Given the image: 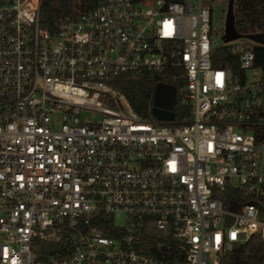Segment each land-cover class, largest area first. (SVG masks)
<instances>
[{
    "label": "built area",
    "instance_id": "built-area-1",
    "mask_svg": "<svg viewBox=\"0 0 264 264\" xmlns=\"http://www.w3.org/2000/svg\"><path fill=\"white\" fill-rule=\"evenodd\" d=\"M213 2L73 0L50 32L42 0H0V264H220L264 242V41L216 46ZM223 46L236 72L213 67ZM121 76L177 84L189 115L138 116Z\"/></svg>",
    "mask_w": 264,
    "mask_h": 264
},
{
    "label": "trees",
    "instance_id": "trees-1",
    "mask_svg": "<svg viewBox=\"0 0 264 264\" xmlns=\"http://www.w3.org/2000/svg\"><path fill=\"white\" fill-rule=\"evenodd\" d=\"M100 1L78 0L77 6L83 5L86 9H92ZM228 7L232 10L234 27L239 34L259 35L264 41V0H228ZM72 8L73 0H42L39 11L40 25L50 32H54L57 23L68 17ZM255 55L257 64L263 63L264 47L256 48ZM211 62L213 67L237 71V60L229 47L217 48ZM156 83V79L148 77L131 79L121 76L114 81L113 85L123 93L138 116L152 119L154 117L153 95ZM173 85L176 89L178 88L177 84ZM172 114V124H177L189 115V107H180L176 102ZM231 198L223 196L221 199L225 204H228ZM220 264H264V242L258 235H253L246 242L233 245Z\"/></svg>",
    "mask_w": 264,
    "mask_h": 264
},
{
    "label": "water",
    "instance_id": "water-1",
    "mask_svg": "<svg viewBox=\"0 0 264 264\" xmlns=\"http://www.w3.org/2000/svg\"><path fill=\"white\" fill-rule=\"evenodd\" d=\"M241 37L242 35L239 34L234 27L232 10L228 7L225 17L224 33L221 40L224 43H229ZM247 37L255 42L262 41V37L259 35H249ZM175 94L176 92L173 86L164 84H157L155 86L153 95V116L157 121L169 122L173 120L172 110L175 102Z\"/></svg>",
    "mask_w": 264,
    "mask_h": 264
},
{
    "label": "rangeland",
    "instance_id": "rangeland-1",
    "mask_svg": "<svg viewBox=\"0 0 264 264\" xmlns=\"http://www.w3.org/2000/svg\"><path fill=\"white\" fill-rule=\"evenodd\" d=\"M228 0H214L212 4V38L216 46L222 44V34L224 31L225 17L227 14Z\"/></svg>",
    "mask_w": 264,
    "mask_h": 264
}]
</instances>
